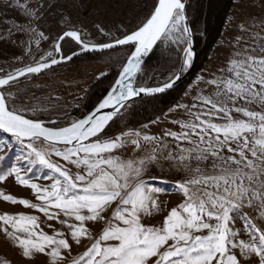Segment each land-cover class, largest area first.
<instances>
[{"label":"snow or ice","instance_id":"1","mask_svg":"<svg viewBox=\"0 0 264 264\" xmlns=\"http://www.w3.org/2000/svg\"><path fill=\"white\" fill-rule=\"evenodd\" d=\"M52 6L51 0H0V7L21 17L10 25L2 21L7 28L0 41L29 51L31 42L37 50L42 41L52 45L34 64L0 77V183L12 178L35 202L3 191L0 199L36 213L0 214V232L23 258L41 254L46 264H264V18L239 23L247 35L230 42L224 65L199 76L196 90H185L188 102L161 114L177 127L157 135L145 131L148 124L128 129L120 122L137 98L173 90L192 68L196 53L186 0H156L122 37L97 25L108 37L100 43L85 41L67 17L53 42L42 30ZM69 41L79 52L64 54ZM158 43L177 45L183 58L163 82L144 86L138 83L144 58ZM117 48L126 57L87 115L61 126L28 115L46 108L15 106L11 87L21 77L38 76L80 52ZM152 181L172 185L183 198L158 225L145 223L164 211L159 195L165 189Z\"/></svg>","mask_w":264,"mask_h":264},{"label":"rangeland","instance_id":"2","mask_svg":"<svg viewBox=\"0 0 264 264\" xmlns=\"http://www.w3.org/2000/svg\"><path fill=\"white\" fill-rule=\"evenodd\" d=\"M118 1L120 0H51L53 6L45 14L44 21L42 22V30H44L54 42L56 35L63 32L65 25L62 21L67 17L73 25L82 31V38L85 39V41H90L92 43L103 42L104 40L97 35L93 25L87 23L88 15L98 6H103L106 3L115 5ZM143 3L145 10L140 14H136L131 20V23L125 27L128 32L135 30L141 22L140 19L144 20L149 15L156 0H143ZM252 17L264 18V0L234 1V5L228 14L219 41L209 55L207 62L203 65L201 70L194 75L186 90L190 93L196 90L197 78L199 76L203 75L207 78L210 73L216 72L219 67L224 65L227 55L232 50L229 47L230 42L233 41L237 35H247L246 33L240 32V29L238 28L239 23L241 21L251 22ZM4 20H7L10 25L12 23L20 22L21 17L11 8L0 7V32L6 31L7 25L2 23ZM116 22L122 23L123 20H120L119 18ZM24 27H27V24H24ZM113 33L115 35L117 34V36L124 35V31H113ZM20 39L28 40V37L24 36ZM70 42H73L74 44L70 45L69 51L79 52V46L76 45L74 41ZM180 47L183 46L181 45ZM50 50H52V45L46 41L41 42L40 50H37L34 42H31V51L22 44H12L6 40L0 41V77H4L8 73H13L27 65L34 64L35 60L39 59L41 52H47ZM84 55L87 54L78 55L73 60L45 70L38 76H26L23 78L26 79V81L12 85L11 92L17 97L15 106L17 108H22L25 105H31L37 108H46L47 111H37L35 115H32L31 113H28V115L31 118L45 116L55 120L67 116L72 110L79 108L88 88L109 71V68L103 62L106 59V56L98 57V62H88L83 59H78V57L80 58ZM182 58L183 53L181 55V61ZM190 77L188 79H190ZM23 79L19 81H22ZM190 98V95L186 96L183 94L178 102H188ZM170 115L182 118L179 116L178 112L171 113ZM148 125L149 128L145 131L157 135H159L165 127L173 128L174 130L177 127L173 124L167 123L162 116L157 120V123H150ZM140 128L141 127L130 129ZM126 151L128 155H131V149ZM73 170L75 171V169ZM156 174L160 175L161 173L159 170H156ZM164 175L167 179H172L174 174L164 173ZM41 183L47 184L50 183V181L43 180ZM151 183L155 184L157 187L165 189V192L159 195V200L161 201L164 211L154 217L145 219V223L158 225L162 222L164 216L167 215V212L181 203L183 198L173 190V187L170 184H161L159 181H152ZM0 191H3L5 194L13 195L16 198H28L35 202L31 191L17 185L12 178L7 182L0 183ZM164 202H166V204H164ZM5 212L10 214L20 212L36 214L32 210L24 209L20 205H11L0 199V214ZM41 219H44L42 215ZM44 230L51 234L52 230L46 226ZM95 231L99 232L100 227L97 226ZM81 251H83V248L76 249V252ZM74 254L76 253L74 252ZM46 260L47 258L41 254H37V256L31 260L23 258L20 254V250L14 246L13 242L0 232V262H2V264H46Z\"/></svg>","mask_w":264,"mask_h":264},{"label":"trees","instance_id":"3","mask_svg":"<svg viewBox=\"0 0 264 264\" xmlns=\"http://www.w3.org/2000/svg\"><path fill=\"white\" fill-rule=\"evenodd\" d=\"M234 1L186 0L188 21L193 33V43L196 53L194 70L190 79L164 95L136 100L134 106L124 113L120 122L121 128L125 125L130 129L141 127L144 124H150L151 121L157 120L158 117H161L162 113L167 112L170 107L180 100L192 78L207 62L209 55L219 41ZM73 44L70 41L63 44L65 55L72 52L69 50L70 45ZM181 55L180 48L175 44H158L145 63L141 79L138 80V83L144 86H157L158 83H161L179 66ZM102 56H106L103 62L109 68L108 73L96 80L88 88L79 108L72 110L67 116L57 118L61 126H64L71 120L85 116L96 106L97 102L105 95L117 77L121 63L126 57V52L123 48H118L99 54H87L80 58L78 57V59H83L88 62H98V57ZM24 81L26 79L13 83L12 85L20 84ZM38 119L47 122L51 118L40 116Z\"/></svg>","mask_w":264,"mask_h":264},{"label":"built area","instance_id":"4","mask_svg":"<svg viewBox=\"0 0 264 264\" xmlns=\"http://www.w3.org/2000/svg\"><path fill=\"white\" fill-rule=\"evenodd\" d=\"M144 10L143 0H120L115 5L106 3L89 13L87 23L93 25L97 35L103 40L108 39V37L98 30L97 25L103 28L105 32L110 33L112 38L122 37L115 35L113 31L123 32L136 14H140ZM119 18L123 20L122 23L116 22Z\"/></svg>","mask_w":264,"mask_h":264},{"label":"water","instance_id":"5","mask_svg":"<svg viewBox=\"0 0 264 264\" xmlns=\"http://www.w3.org/2000/svg\"><path fill=\"white\" fill-rule=\"evenodd\" d=\"M189 24V23H188ZM193 37V36H192ZM159 44V43H158ZM157 44V45H158ZM193 45H194V43H193ZM156 48V46L154 47V49ZM118 49V48H117ZM154 49H153V51H154ZM115 50V49H114ZM194 50H195V48H194ZM111 51V50H110ZM152 51V52H153ZM152 52L151 53H149V55L147 56V57H145L144 58V64L142 65V69H143V67H144V65H145V63L147 62V60H148V58H149V56L152 54ZM88 53H93V54H96V53H101V52H80V54L79 55H83V54H88ZM75 58V57H74ZM73 58V59H74ZM67 62H69V61H67ZM63 63H66V62H63ZM63 63H61V64H63ZM194 64H195V59H194V61H193V66H192V68L191 69H189L187 72H185L183 75H182V78H181V81L180 82H178V84L176 85V87L174 88V89H176L178 86H180L184 81H186L190 76H191V74H192V72H193V70H194ZM58 65H60V64H58ZM58 65H56V66H58ZM53 67H55V66H53ZM24 77H21L19 80H21V79H23ZM13 83H15V82H13ZM173 89V90H174ZM109 90V89H108ZM107 90V91H108ZM173 90H169L168 92H171V91H173ZM168 92H165V93H162V94H156V96H160V95H164V94H166V93H168ZM107 93V92H106ZM106 93H105V95H106ZM149 97H155V96H145L144 98H149ZM103 98V97H102ZM143 98V99H144ZM137 100H139V98H137ZM92 110H94V108L92 109ZM91 110V111H92ZM89 113V112H88ZM87 113V114H88ZM86 114V115H87Z\"/></svg>","mask_w":264,"mask_h":264},{"label":"crops","instance_id":"6","mask_svg":"<svg viewBox=\"0 0 264 264\" xmlns=\"http://www.w3.org/2000/svg\"><path fill=\"white\" fill-rule=\"evenodd\" d=\"M140 20L142 21L143 19H140ZM140 20H139V21H140Z\"/></svg>","mask_w":264,"mask_h":264}]
</instances>
